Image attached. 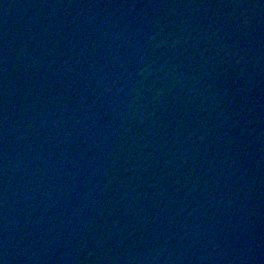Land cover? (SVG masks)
I'll return each instance as SVG.
<instances>
[{"label":"water","instance_id":"water-1","mask_svg":"<svg viewBox=\"0 0 264 264\" xmlns=\"http://www.w3.org/2000/svg\"><path fill=\"white\" fill-rule=\"evenodd\" d=\"M0 264H264V0H0Z\"/></svg>","mask_w":264,"mask_h":264}]
</instances>
